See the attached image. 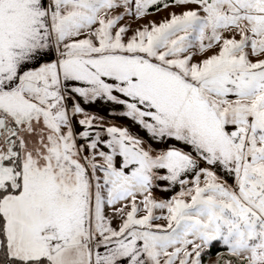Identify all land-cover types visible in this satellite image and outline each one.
Segmentation results:
<instances>
[{
	"label": "snow or ice",
	"instance_id": "1",
	"mask_svg": "<svg viewBox=\"0 0 264 264\" xmlns=\"http://www.w3.org/2000/svg\"><path fill=\"white\" fill-rule=\"evenodd\" d=\"M0 264H264V0H0Z\"/></svg>",
	"mask_w": 264,
	"mask_h": 264
}]
</instances>
